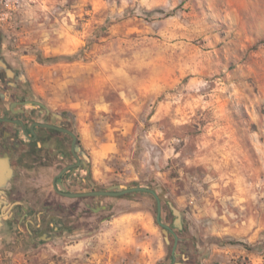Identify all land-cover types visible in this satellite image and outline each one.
Here are the masks:
<instances>
[{
    "label": "rangeland",
    "instance_id": "obj_1",
    "mask_svg": "<svg viewBox=\"0 0 264 264\" xmlns=\"http://www.w3.org/2000/svg\"><path fill=\"white\" fill-rule=\"evenodd\" d=\"M0 53L87 156L62 188L147 186L174 264H264V0H0ZM69 161L18 168L0 264L171 262L151 194H56Z\"/></svg>",
    "mask_w": 264,
    "mask_h": 264
},
{
    "label": "flooded vegetation",
    "instance_id": "obj_2",
    "mask_svg": "<svg viewBox=\"0 0 264 264\" xmlns=\"http://www.w3.org/2000/svg\"><path fill=\"white\" fill-rule=\"evenodd\" d=\"M37 102L40 101L29 96L26 88H23L16 69L11 67L0 53V160L7 164L4 169L5 178L0 185V212L6 213V217L1 218L2 226L6 222L10 225H16V223L19 225L31 214L27 213L30 209L28 207L25 209L21 200H16L17 195L20 198L22 196L21 187L16 182L18 168L28 171L35 166H46V162H59L69 155L71 161L66 162L65 165L76 162V158L71 151V135L57 128L63 127L72 130L71 127L64 122L61 113H53L45 105H40ZM47 124L55 125V127ZM75 152L80 158V163L56 178L55 187L58 190L77 192L62 188L59 185V180L63 176L72 175L78 169H85L82 164V160H84L83 152L78 139ZM52 188L56 194H59L53 185ZM10 199L12 202L7 204L8 212H6L2 207ZM29 205L32 207L30 201ZM20 211L22 213L19 216ZM37 221L38 219H36ZM26 224L27 222H25ZM36 226L37 229L40 227L41 229L59 230L58 227L53 226L51 220H46L45 217H41ZM173 261L171 254V262L167 264H174Z\"/></svg>",
    "mask_w": 264,
    "mask_h": 264
},
{
    "label": "water",
    "instance_id": "obj_3",
    "mask_svg": "<svg viewBox=\"0 0 264 264\" xmlns=\"http://www.w3.org/2000/svg\"><path fill=\"white\" fill-rule=\"evenodd\" d=\"M37 103L40 105H43L41 102H37ZM47 125H49V124H47ZM49 126L55 127V125H49ZM57 128L60 129L61 131H64V132L71 135V137H72L71 151H72L74 157L76 158V162L75 163H69V164L65 165L53 177L52 185L54 186L55 189H56V187H55L56 178L60 177L68 169L74 168L80 163V158L75 152V146H76V141H77L76 134L68 128H63V127H57ZM83 157H84V160H82V164L84 165L86 172H88L89 168L86 164L87 156L83 154ZM6 165H7L6 162H3L0 160V185L3 183L4 178H5V170L4 169H5ZM56 190L58 191L59 194L66 196V197H90V196H102V195L121 196V195H126L129 193L138 192V191L147 192V193L151 194L156 201V221H157V223L162 227L164 234H167L168 231H170L174 235V242H173V246L171 249V254H172V260L175 259V249H176V245H177V242L179 240V237L176 233L173 232V228L171 226L162 222V220H161L162 202H161V199H160L158 193L154 189L149 188L147 186H143V185H141V186L135 185V186H130V187L119 188L118 185L114 184V185L108 186L104 190H88V191H77V192L61 191L58 189H56ZM0 204H1V199H0ZM169 205H170V208H171L173 214L175 215L173 226L176 228H181V214H180L179 210L175 206H173L172 204H169ZM2 209H3V207H2ZM2 217H6L5 212L4 213L0 212V228L2 226V221H1Z\"/></svg>",
    "mask_w": 264,
    "mask_h": 264
},
{
    "label": "trees",
    "instance_id": "obj_4",
    "mask_svg": "<svg viewBox=\"0 0 264 264\" xmlns=\"http://www.w3.org/2000/svg\"><path fill=\"white\" fill-rule=\"evenodd\" d=\"M136 185H140V184H136ZM141 186V185H140Z\"/></svg>",
    "mask_w": 264,
    "mask_h": 264
}]
</instances>
